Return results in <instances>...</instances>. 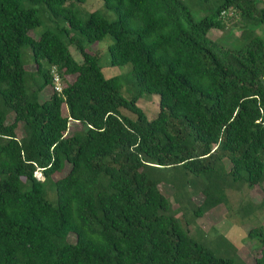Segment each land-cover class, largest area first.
Listing matches in <instances>:
<instances>
[{
	"label": "trees",
	"instance_id": "1",
	"mask_svg": "<svg viewBox=\"0 0 264 264\" xmlns=\"http://www.w3.org/2000/svg\"><path fill=\"white\" fill-rule=\"evenodd\" d=\"M84 1L0 0V103L8 107L0 110V264H236L164 213L170 199L151 171L204 175L199 215L226 202L225 189L263 182V0H220L197 21L183 0H102L114 20L98 10L81 17L74 6ZM40 11L66 24L33 37ZM228 11L245 25L239 48L208 37ZM106 35L109 65H129L130 97L123 76L105 77L97 51L85 47ZM53 72L61 90L41 100ZM151 94L159 110L148 119L137 101ZM71 121L80 127L70 130ZM248 233L261 243L254 264H264V227Z\"/></svg>",
	"mask_w": 264,
	"mask_h": 264
},
{
	"label": "rangeland",
	"instance_id": "2",
	"mask_svg": "<svg viewBox=\"0 0 264 264\" xmlns=\"http://www.w3.org/2000/svg\"><path fill=\"white\" fill-rule=\"evenodd\" d=\"M183 2L188 6L190 16L197 21L206 15H210L220 0H183ZM263 4L264 0L261 2V5ZM93 10L100 11L109 20L116 18L113 10L106 8L102 0H85L83 3L74 6V11L81 17H85ZM223 15H226V26L222 29H211L208 32V37L227 47L239 48L247 38V32L243 31L245 25L237 22L239 17L233 15L232 11L225 12ZM39 16L42 23L29 32L33 37H38L39 33L49 26L54 27L56 22L66 24L62 18L50 19L47 12L44 11H40ZM256 31L264 35V25L257 27ZM111 42H113L112 36L106 35L98 42H86L85 47L97 51L105 77L123 76L122 94L125 97H130L136 89L135 82L128 74L129 65H109L108 45ZM69 50L76 60L81 59L74 45H70ZM22 57L26 70L33 76L35 65L32 62V53L28 44L22 48ZM34 78L37 76L35 75ZM68 79L71 80L72 77L69 76ZM53 81V86H46L40 92L39 99L48 98L55 90V86H62L60 76ZM158 104L159 96L157 94L144 95L137 101V105L144 111L148 119L156 116L159 110ZM0 110L7 111L8 107L0 103ZM123 112L132 119L136 117L129 110L124 109ZM63 113H67L66 107L63 108ZM12 119L13 114L10 113L7 122H11ZM79 127V124L75 122L69 123L70 130ZM17 130L18 133L21 132V125L18 126ZM68 168L66 166L62 173H55L53 178L61 177ZM151 172L162 193L170 199V208L164 213L176 215L181 221L185 220L190 235L206 244L217 255L233 257L236 264H254L255 256L259 255L261 243L259 236L249 235L248 231L255 226L262 225L264 227V180L260 185L252 188L244 186L239 191L225 189L226 202L220 203L199 215L194 210L202 200L200 191L207 184V178L204 175H195L182 167L162 168ZM35 175L42 179L39 171H36ZM46 197L49 201L54 202V191L48 189ZM249 205H255L256 210L251 211ZM69 239L73 241L74 237L70 236Z\"/></svg>",
	"mask_w": 264,
	"mask_h": 264
},
{
	"label": "built area",
	"instance_id": "3",
	"mask_svg": "<svg viewBox=\"0 0 264 264\" xmlns=\"http://www.w3.org/2000/svg\"><path fill=\"white\" fill-rule=\"evenodd\" d=\"M53 74H54V79H58L59 76L57 75V73L53 72ZM55 90L60 91L61 90V86H59V85L55 86Z\"/></svg>",
	"mask_w": 264,
	"mask_h": 264
}]
</instances>
